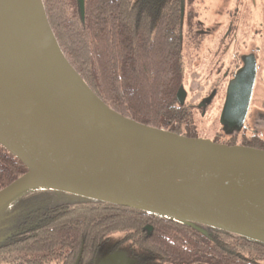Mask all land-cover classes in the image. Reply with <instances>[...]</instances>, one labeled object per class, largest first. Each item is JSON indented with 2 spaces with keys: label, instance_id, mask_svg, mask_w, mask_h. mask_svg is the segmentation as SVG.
Wrapping results in <instances>:
<instances>
[{
  "label": "water",
  "instance_id": "1",
  "mask_svg": "<svg viewBox=\"0 0 264 264\" xmlns=\"http://www.w3.org/2000/svg\"><path fill=\"white\" fill-rule=\"evenodd\" d=\"M0 0V145L26 173L0 191V207L28 188L264 238V150L153 128L104 104L53 42L35 39ZM83 14V8H82ZM229 81L220 125L240 129L256 67ZM176 99L183 103L180 87ZM99 264H125L108 258Z\"/></svg>",
  "mask_w": 264,
  "mask_h": 264
},
{
  "label": "trees",
  "instance_id": "2",
  "mask_svg": "<svg viewBox=\"0 0 264 264\" xmlns=\"http://www.w3.org/2000/svg\"><path fill=\"white\" fill-rule=\"evenodd\" d=\"M40 1L60 52L104 104L199 138L194 113L204 109L176 99L184 89L185 35L198 36L185 0ZM24 173L0 145V191ZM51 192L28 188L0 207V264H98L110 250L124 253L126 264H264V248L245 235L95 200L53 203Z\"/></svg>",
  "mask_w": 264,
  "mask_h": 264
},
{
  "label": "rangeland",
  "instance_id": "3",
  "mask_svg": "<svg viewBox=\"0 0 264 264\" xmlns=\"http://www.w3.org/2000/svg\"><path fill=\"white\" fill-rule=\"evenodd\" d=\"M184 7L185 14L190 9L193 12V28L198 36H194L191 40L185 35L188 40H185L183 45L182 84L186 92V100L196 106L203 102L207 103L201 108L204 109L202 112L195 109L194 124L199 138L212 140L217 136H223L219 118L225 98L226 81H222L221 76L227 64L235 56L243 55L255 48L258 50L256 56L261 64L258 84L264 91V0H189L188 3L185 0ZM230 23H232L231 31L226 32ZM196 30H208V32L201 35ZM255 93L246 121L247 129L242 134L247 137L257 134L264 139V110H262L264 94L262 91ZM235 143L241 145L242 138H238ZM51 200L53 203L66 202L70 206L92 205L90 199L63 192H51ZM5 231L6 229H1L0 233ZM247 237L264 248V238Z\"/></svg>",
  "mask_w": 264,
  "mask_h": 264
},
{
  "label": "flooded vegetation",
  "instance_id": "4",
  "mask_svg": "<svg viewBox=\"0 0 264 264\" xmlns=\"http://www.w3.org/2000/svg\"><path fill=\"white\" fill-rule=\"evenodd\" d=\"M231 24L232 23H230V26L229 25L227 26L226 32H230L231 31V26H232ZM199 25H201V24L199 23ZM196 32L201 34V35H204V34H206L208 32V30L207 31H204V30L203 31H200V30L198 31V30H196ZM256 51H258V50L255 48V49H253V50H251V51H249L247 53H244L243 55L235 56L233 58V60H231L227 64L226 68L224 69V72L222 73L221 80L222 81H226V85H225V88H224V95H225L226 94L227 85H228L229 81L234 77V75L238 72L239 69L244 67L245 62H246L245 59L247 57L251 56L255 60L256 74H255L254 86H253V89H252V95H251V100H250V104H249V109H248V113H247L245 122H244L243 126L240 129H238V130H236V129H228V128H224V127L221 126V128L223 130V134H222L223 136H217L216 138H213L211 141H213L214 143H219V141H231V140L237 141L238 138H244L245 140H247V142H254L255 145L259 146L258 148H256V147H251V148L264 150V139L260 138L259 135L253 134V135H250L248 137L246 135H245V137H243V134H242V133H244V129H247L246 121L248 119L249 111L252 108L253 101L255 99V94H256L255 92L256 91H258V92L262 91L263 94H264V91L260 87V84H258V82H259L258 81V76L260 75L259 70H260V65L261 64H259V62H258V59H257V56H256ZM263 87H264V85H263ZM210 98H211V96H210ZM205 104H207V103L203 102L202 104L199 105V107L203 108V106ZM262 110H264V102H262ZM254 127H256V125H254ZM232 137H233V139H231ZM219 144H223V143H219ZM234 145H236V143ZM241 146H245V145L241 144ZM246 147H250V146H246ZM108 247H109V245H108ZM108 258L121 259V262H123L125 264L128 262V260H126L125 254L122 253L121 251L110 250V251H108L107 254H104L100 258V260H98V264L101 261H103L105 259H108Z\"/></svg>",
  "mask_w": 264,
  "mask_h": 264
},
{
  "label": "bare ground",
  "instance_id": "5",
  "mask_svg": "<svg viewBox=\"0 0 264 264\" xmlns=\"http://www.w3.org/2000/svg\"><path fill=\"white\" fill-rule=\"evenodd\" d=\"M6 6L14 20L35 39L53 42L46 28L41 5L38 0H7Z\"/></svg>",
  "mask_w": 264,
  "mask_h": 264
}]
</instances>
